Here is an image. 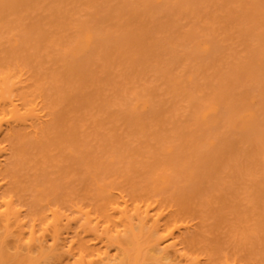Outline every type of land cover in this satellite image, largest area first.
<instances>
[{
  "label": "rangeland",
  "instance_id": "obj_1",
  "mask_svg": "<svg viewBox=\"0 0 264 264\" xmlns=\"http://www.w3.org/2000/svg\"><path fill=\"white\" fill-rule=\"evenodd\" d=\"M7 70L54 118L42 144L17 138L24 209H43L37 188L63 207L92 203L100 184L129 193L167 168L178 198L200 203L189 224L240 264L264 263V0H0ZM243 112L255 129L242 131Z\"/></svg>",
  "mask_w": 264,
  "mask_h": 264
},
{
  "label": "bare ground",
  "instance_id": "obj_2",
  "mask_svg": "<svg viewBox=\"0 0 264 264\" xmlns=\"http://www.w3.org/2000/svg\"><path fill=\"white\" fill-rule=\"evenodd\" d=\"M17 40L19 39L14 37V43L11 41V44L16 46ZM39 40L38 38L36 41ZM91 43L92 34L87 31L80 44L88 49ZM80 44L69 50V53L72 51L73 58L76 52L80 51ZM203 48L206 50L207 46L204 44ZM77 55L78 53L76 57ZM5 71L0 73V264L241 263L239 259L230 257L227 251L223 253L225 243L215 237L209 239L203 236L198 224H189L187 218L191 215L192 208L200 203L193 202L192 206L190 201L194 200V196L181 194L183 191L179 192L186 198L181 195L178 198L179 189H171L174 184L171 185L173 182L171 183L167 168L159 169L162 170L160 174L155 170L152 177L158 178V182L156 180L157 184L154 186V179L146 176L144 180L152 186L148 187V183L145 184L144 181L145 185L141 183L129 193L122 190L115 193L110 186L107 185L106 188V185L102 184L105 186L102 188V185L99 186L96 182L99 191L97 199L92 203L73 201L63 207L46 200L42 190L37 188L33 191L34 202L43 209L34 213L24 209L22 197L29 188L19 183L16 177L18 174L14 172L16 169L20 170L21 163H25V147L24 144L20 146L19 139L26 136L35 138L42 144L40 140H44L42 138H45L48 126L54 118L51 110L44 105V100L32 97L33 89L28 91L31 89L29 77L16 78L10 70L12 75L8 70ZM140 105L144 111L149 104L147 105L145 100ZM201 114V123L206 125L209 114H217V106L212 104ZM236 115L241 117L238 121L243 122L242 131H246V126L249 128V125L258 123L257 116L252 112H243L242 116L238 113ZM252 117H255L253 119L257 122L253 121ZM255 127L257 126L253 129ZM18 132H21L22 136H16ZM22 133H25L24 136ZM12 136H15V139ZM16 146L15 151L12 147ZM18 147H22V150ZM168 148L167 152L171 151ZM231 247L234 248L233 244ZM261 260L264 261V255ZM250 263L254 262L246 261V264Z\"/></svg>",
  "mask_w": 264,
  "mask_h": 264
}]
</instances>
